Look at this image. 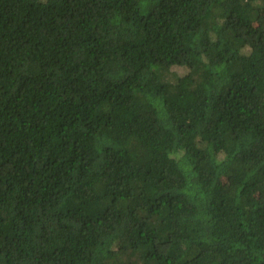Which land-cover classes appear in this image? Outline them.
<instances>
[{"label":"trees","instance_id":"16d2710c","mask_svg":"<svg viewBox=\"0 0 264 264\" xmlns=\"http://www.w3.org/2000/svg\"><path fill=\"white\" fill-rule=\"evenodd\" d=\"M262 13L0 0V264H264Z\"/></svg>","mask_w":264,"mask_h":264},{"label":"rangeland","instance_id":"374dc122","mask_svg":"<svg viewBox=\"0 0 264 264\" xmlns=\"http://www.w3.org/2000/svg\"><path fill=\"white\" fill-rule=\"evenodd\" d=\"M262 18L264 19V13L261 14V17L259 19V22H261L263 20ZM176 70H178L179 72H182L183 71L182 69H179V68H177Z\"/></svg>","mask_w":264,"mask_h":264}]
</instances>
